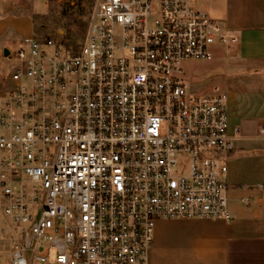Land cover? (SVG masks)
Wrapping results in <instances>:
<instances>
[{"label":"built area","instance_id":"built-area-1","mask_svg":"<svg viewBox=\"0 0 264 264\" xmlns=\"http://www.w3.org/2000/svg\"><path fill=\"white\" fill-rule=\"evenodd\" d=\"M192 1L93 0L81 47L48 37L3 54L8 264H147L159 220L233 221L240 128L218 85L194 93L183 74L237 39Z\"/></svg>","mask_w":264,"mask_h":264},{"label":"crops","instance_id":"crops-1","mask_svg":"<svg viewBox=\"0 0 264 264\" xmlns=\"http://www.w3.org/2000/svg\"><path fill=\"white\" fill-rule=\"evenodd\" d=\"M204 3L237 39L218 48L230 72L220 89L231 126L240 128L226 158L233 221L159 220L147 264H264V0Z\"/></svg>","mask_w":264,"mask_h":264},{"label":"rangeland","instance_id":"rangeland-1","mask_svg":"<svg viewBox=\"0 0 264 264\" xmlns=\"http://www.w3.org/2000/svg\"><path fill=\"white\" fill-rule=\"evenodd\" d=\"M93 0H0V59L4 49L14 51L21 43L45 38L62 41L69 46L81 47L87 31ZM192 4L207 11L204 0ZM9 20L6 23L5 20ZM2 24V23H1ZM222 49L216 51L211 61H187L184 63L183 81L194 93L210 87L225 86L230 72L225 66ZM14 65H7L11 73ZM226 91V90H225ZM9 263L8 246L0 245V264Z\"/></svg>","mask_w":264,"mask_h":264},{"label":"water","instance_id":"water-1","mask_svg":"<svg viewBox=\"0 0 264 264\" xmlns=\"http://www.w3.org/2000/svg\"><path fill=\"white\" fill-rule=\"evenodd\" d=\"M3 53H4V57H9L11 52L9 49L5 48Z\"/></svg>","mask_w":264,"mask_h":264}]
</instances>
